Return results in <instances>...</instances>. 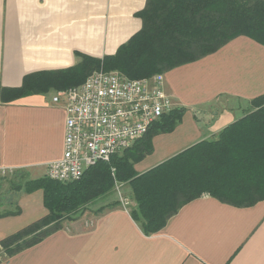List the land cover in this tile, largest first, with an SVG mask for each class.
<instances>
[{
	"label": "crops",
	"instance_id": "crops-1",
	"mask_svg": "<svg viewBox=\"0 0 264 264\" xmlns=\"http://www.w3.org/2000/svg\"><path fill=\"white\" fill-rule=\"evenodd\" d=\"M146 3L0 0V90L19 88L32 74L70 68L79 61L76 54L113 55L140 31L136 14ZM162 74L164 91L184 112L171 132L153 136L152 152L133 165L137 175L201 141L216 140L246 115L251 100L264 94V46L238 36ZM57 92L0 102V169L33 180L46 176L48 164L62 156L65 111L63 100L52 102ZM6 193L0 212L19 208L20 214L0 217V241L47 214L41 190ZM134 208L129 183H115L61 229L0 264H264V200L239 207L203 194L150 235L132 219Z\"/></svg>",
	"mask_w": 264,
	"mask_h": 264
},
{
	"label": "trees",
	"instance_id": "trees-1",
	"mask_svg": "<svg viewBox=\"0 0 264 264\" xmlns=\"http://www.w3.org/2000/svg\"><path fill=\"white\" fill-rule=\"evenodd\" d=\"M136 15L142 21L140 31L113 55L96 59L76 54L79 61L70 68L32 74L19 88L1 89L0 102L78 86L99 70L149 78L214 53L238 36L264 46V0H147ZM250 106L216 140L201 141L141 175L133 165L152 152L154 135L175 128L184 108L163 115L130 147L87 169L77 181L60 183L46 176L26 180L14 171L8 180L11 191L41 190L47 214L0 241L5 258L61 229L79 209L109 194L115 183H129L135 202L130 215L145 235L159 232L184 204L203 194L239 207L264 200V94ZM18 214L16 208L0 212V217Z\"/></svg>",
	"mask_w": 264,
	"mask_h": 264
},
{
	"label": "built area",
	"instance_id": "built-area-1",
	"mask_svg": "<svg viewBox=\"0 0 264 264\" xmlns=\"http://www.w3.org/2000/svg\"><path fill=\"white\" fill-rule=\"evenodd\" d=\"M63 100V152L47 166L46 177L69 183L98 163L130 147L149 126L174 108L164 91L163 74L130 79L118 71L99 70L83 83L58 91L53 103ZM12 171L0 169V177ZM123 206L126 198H120Z\"/></svg>",
	"mask_w": 264,
	"mask_h": 264
},
{
	"label": "rangeland",
	"instance_id": "rangeland-1",
	"mask_svg": "<svg viewBox=\"0 0 264 264\" xmlns=\"http://www.w3.org/2000/svg\"><path fill=\"white\" fill-rule=\"evenodd\" d=\"M70 88V87H69ZM65 90V89H64ZM52 95V94H51ZM177 106H174V108H176ZM173 108V109H174ZM172 109V110H173ZM251 110V106H247L245 111H249ZM12 179V175H8V176H4V177H0V181L2 182V186L0 188V194H7L6 191H8V188H9V183H8V180ZM4 180V181H3ZM26 194V193H24ZM16 209V208H15ZM4 210H13V208H8L6 207ZM5 255L3 254V251L2 249L0 248V260H3L5 259Z\"/></svg>",
	"mask_w": 264,
	"mask_h": 264
}]
</instances>
